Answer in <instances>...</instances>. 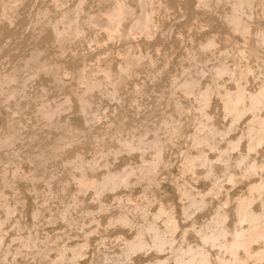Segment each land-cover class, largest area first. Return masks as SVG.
<instances>
[{"label":"rangeland","instance_id":"374dc122","mask_svg":"<svg viewBox=\"0 0 264 264\" xmlns=\"http://www.w3.org/2000/svg\"><path fill=\"white\" fill-rule=\"evenodd\" d=\"M0 1L2 10V3L7 0ZM8 1L17 6L14 8L17 11L13 10L16 11L14 15L12 12L10 16L7 14L9 17L0 13V83L8 75H14L16 81L10 86H23V91L17 98L9 100H3V94H0V220H4L0 227L3 236L0 264H59L61 258L60 264H147L169 256L167 264L171 263L170 249L160 253L154 249L136 251L129 257L122 254L125 240L132 239L142 228L140 226L152 220L155 211L160 210L159 206L173 213L178 222L175 245L183 241L201 242L198 230L210 222L216 208L225 201H228L225 207L229 211L226 222L235 226V208L232 207H236L240 197L248 196L252 182L260 181V176L264 175L260 168L264 160V143L254 150L249 148L248 142L252 139L246 133L254 114L248 112L234 123L233 115L225 113L221 97L225 98L228 88L235 91L239 85H245L247 91L256 93L264 84V43L262 32L259 33H264V5H261L264 0H210L208 7L201 5L200 0H152L154 29H158L153 32L154 36L133 34L111 39L101 25L89 23L91 17L110 5L108 0H83V5L79 2L82 0ZM124 1L130 2L129 5L137 3V0ZM245 1L253 5L248 6ZM232 3L239 4L233 6L235 15L231 12ZM78 6L84 33L60 44L55 41L53 31L54 24L62 25L58 15L68 10L72 13ZM226 19L234 20V25ZM211 35H214L213 39L216 36L215 45L205 50V42L201 41L212 39ZM35 51L38 61L32 59ZM132 51V55L144 56L142 66L130 72L114 97L109 95L111 84L105 85L103 91L96 89L87 93L92 101L83 112L78 97L85 88L84 81L102 77L100 69L108 64L115 70L117 63H122ZM192 51L203 55H190ZM147 60L149 63L154 61L152 67ZM39 62H60L56 64L60 67L56 74L58 77L61 74L60 80L53 72H45ZM198 71H202L201 74ZM222 71L224 73H220ZM189 78L196 84L190 95L183 85ZM206 90L211 95L207 105L200 96ZM220 92L226 93L223 96ZM62 102H67L66 107L52 119L48 120L40 111L43 105L54 108ZM259 113L264 115V104ZM205 123L216 127L212 132L215 134L211 135L213 148L212 145L199 146L195 141L199 132H206ZM13 129V143L3 146L1 140L6 133H13ZM118 132H123L120 137L123 139L117 137L120 136ZM141 135L147 142L157 144L145 153L124 145V138L135 136L130 141L137 142ZM234 141L239 144L236 148ZM156 149L162 151L161 155ZM241 154L247 156L239 163ZM196 155L199 159L209 157L210 169L198 159L196 168H186V159ZM252 164L258 165L259 169L249 171ZM112 172L128 174L129 179L118 188L105 190L101 196L91 187L80 186L77 181L81 173L100 180ZM216 181L222 186H216L218 193L211 194L209 191ZM259 200L257 198L255 207L262 209ZM194 201H205L206 204L194 211V207H190ZM6 205L14 209L8 217L4 214ZM126 210L131 226L116 221ZM184 210L192 213L184 214L187 212ZM158 224H162L161 220ZM159 226L163 228V224ZM54 245L58 246L57 250L52 248ZM75 247L78 250L73 249ZM210 250L214 254L217 248ZM106 256L108 259L104 258ZM214 264L222 263L215 260ZM252 264H264V256Z\"/></svg>","mask_w":264,"mask_h":264},{"label":"bare ground","instance_id":"6f19581e","mask_svg":"<svg viewBox=\"0 0 264 264\" xmlns=\"http://www.w3.org/2000/svg\"><path fill=\"white\" fill-rule=\"evenodd\" d=\"M16 1V0H15ZM14 1V2H15ZM19 1V0H18ZM17 1V2H18ZM20 1H23V0H20ZM19 1V2H20ZM60 1V0H59ZM62 1V0H61ZM87 1V0H86ZM107 0H105L104 2H106ZM110 1V5H106L107 8L101 10L100 12H98L97 16L95 15V17H91L89 19V23L91 24H96V25H101L102 28L105 30L103 32H106V34L108 35V37L111 39V38H115V37H122V36H125V37H130L131 35L133 34H144V37H148L150 35H153V32L154 31H157L154 29L155 27V22L153 20V8H152V0H137L136 2V5H129V3L127 4L124 0H108ZM210 0H200L199 2H201L202 4L201 5H204V6H209L211 3L209 2ZM212 1V0H211ZM253 1V0H251ZM250 1V2H251ZM1 2V1H0ZM13 2V3H14ZM80 4L83 5V0L82 1H79ZM135 2V1H134ZM235 2V1H233ZM238 2V1H237ZM246 2V1H245ZM244 2V4H245ZM255 2V1H253ZM252 2V3H253ZM56 3V2H55ZM108 3V2H107ZM198 4V1L196 2ZM210 3V4H209ZM239 3H243V2H239ZM246 3H249L248 1ZM263 3V2H262ZM106 4V3H105ZM103 4V6L105 5ZM109 4V3H108ZM232 7L233 6H236L234 3H232ZM240 4V5H241ZM260 4V3H259ZM17 5V4H16ZM200 5V6H201ZM248 6L251 5L250 3L247 4ZM246 5V6H247ZM253 5V4H252ZM251 5V6H252ZM256 5V4H255ZM261 5H264L261 4ZM57 6V5H56ZM77 6V5H76ZM156 6V5H155ZM199 6V5H198ZM239 6V4L237 5ZM243 5H241L240 7H242ZM245 6V7H246ZM15 7L17 6H14L10 1H3L2 3V14H4L5 16L9 17L10 16V13L12 12L15 13L17 10L14 9ZM83 7V6H82ZM75 8V7H74ZM157 8V7H156ZM261 8V7H260ZM263 8V7H262ZM83 9V8H81ZM102 9V7H101ZM159 9V7H158ZM206 9V7H205ZM236 9V7H235ZM248 9H250V7H248ZM264 9V8H263ZM13 10H16V11H13ZM65 10V9H64ZM73 10V8H72ZM100 10V8H99ZM157 10V9H156ZM234 7L231 9V12H233V14L235 15L234 11ZM242 10V9H240ZM251 10L252 7H251ZM250 10V11H251ZM80 11V6H78V8L76 7L75 10L72 11H63L61 12L59 16V22L62 23L61 26H58L57 24H54L55 26L54 27V33H55V41L59 42L60 44H63V43H67L69 41H71V39L73 38H76V37H81V35L84 33V28H83V23L80 22V17H79V14L78 12ZM83 11V10H81ZM237 11V10H236ZM243 11V10H242ZM157 12V11H156ZM229 12V13H231ZM238 12V11H237ZM241 12V11H240ZM81 13V12H79ZM94 13V12H93ZM245 13V12H244ZM252 13V12H251ZM249 13V14H251ZM9 16H8V15ZM238 14V13H237ZM243 14V13H241ZM248 14V15H249ZM14 15V14H13ZM91 15V14H90ZM233 15V16H234ZM247 15V16H248ZM12 16V15H11ZM227 16V15H226ZM230 16V14L228 15V17ZM238 16V15H237ZM240 16V15H239ZM0 17H1V14H0ZM90 17V16H89ZM227 17V19H228ZM57 18V17H56ZM80 18V19H79ZM155 18V17H154ZM238 18V17H237ZM236 18V20L238 21V19ZM226 19V20H227ZM231 19V18H229ZM234 19V18H233ZM228 21V20H227ZM230 21V20H229ZM228 21V23L231 25V21H233V25H234V20H231L230 22ZM245 21V20H244ZM45 22V21H44ZM49 22V21H47ZM55 22V21H54ZM243 22V21H242ZM57 23V22H56ZM82 23V24H81ZM155 23V24H154ZM158 23V22H157ZM237 23V22H236ZM59 24V23H58ZM239 26V23L237 24ZM243 25V24H242ZM248 25V24H247ZM157 26V25H156ZM94 27V26H93ZM236 27V25L234 26ZM97 28V26H96ZM247 28V27H246ZM53 29V28H52ZM243 28H241L242 30ZM250 29L249 28V31L250 32ZM264 29V28H263ZM92 30V29H90ZM95 30V29H94ZM236 30V29H235ZM239 31V30H238ZM245 31V29H244ZM243 31V34L245 33ZM262 32V41L264 43V33L263 31H260L259 33ZM247 34V33H245ZM244 34V35H245ZM104 35V34H103ZM154 36V35H153ZM213 36V37H212ZM260 36V35H259ZM258 36V38H259ZM106 36V38H108ZM210 37V36H209ZM212 39H208L207 41H201V42H205L203 44V48L206 50L207 48H210V47H213L215 45V40H216V36H215V39L214 38V35H211ZM210 37V38H211ZM133 38V37H132ZM150 38V37H149ZM126 39V38H125ZM129 39V38H128ZM207 39V37L205 38ZM260 39V40H261ZM257 42V41H256ZM260 43H262L261 41H258ZM217 44V42H216ZM201 45V44H200ZM260 45V44H259ZM199 46V45H198ZM241 46V45H240ZM261 46V45H260ZM253 47V46H252ZM201 48V46L199 47ZM199 48L197 47L196 49L199 51ZM216 48V47H215ZM212 49V48H210ZM258 49V48H257ZM35 50V49H34ZM41 50V49H40ZM202 50V49H200ZM203 50V51H205ZM208 50V49H207ZM252 50V49H251ZM250 50V51H251ZM138 51V50H137ZM198 51L196 53H198ZM212 51V50H210ZM250 51H249V54H250ZM36 53L33 54L32 56V59L34 61H38V54H37V51H35ZM130 52V51H129ZM142 52V51H141ZM140 52V53H141ZM200 52V51H199ZM241 52V51H240ZM239 52V53H240ZM244 52V51H243ZM252 53L255 52L254 50L251 51ZM34 53V52H33ZM39 53V51H38ZM128 53V52H127ZM132 53H134L133 51L131 52V54H129L130 56L126 57L124 61H122V63H117L119 64L115 70H113L111 64L110 66L107 65V67L103 66V68L101 67L100 71L103 73L102 77L100 78H97V77H94V78H90V79H86L84 81V84H85V88L81 91L82 92H79L80 93V96L78 97L79 98V104H80V107H81V110L83 112H86L87 109L90 107L91 105V101L90 100V96L87 95V93L89 94V92H92L93 90H96V89H100L103 91V87L105 85H108V84H111L112 85V88L111 90L109 91V95H111L112 97L116 96L117 93L119 92V89L120 87H123L121 86V84H123V82H125V79L128 80V75L130 74L131 71H135V68L136 67H140V65L142 66V62H143V59H144V56L141 55V54H134L132 55ZM190 55L193 53L192 52H189ZM188 53V54H189ZM195 53V52H194ZM193 53V54H194ZM195 53V54H196ZM203 53H206V52H203ZM208 53V52H207ZM206 53V54H207ZM246 53V52H245ZM244 53V54H245ZM248 53V52H247ZM251 53V54H252ZM202 54V52L200 53ZM200 54L198 53L197 55L200 56ZM205 54V55H206ZM241 54V53H240ZM125 55V54H124ZM145 55V54H144ZM195 55V56H197ZM203 55V54H202ZM201 55V56H202ZM242 55V54H241ZM247 55V54H246ZM126 56V55H125ZM150 56V55H149ZM147 56V57H149ZM193 56V55H192ZM191 56V57H192ZM208 56V55H207ZM243 56V55H242ZM53 58V57H52ZM194 58V56H193ZM192 58V60H194ZM197 58V57H196ZM204 58V57H203ZM152 59V58H151ZM242 59V58H241ZM32 60V61H33ZM200 60H201V57H200ZM199 60V61H200ZM261 60V59H260ZM262 60L264 62V59L262 57ZM261 60V61H262ZM40 61H43V60H40ZM45 61V60H44ZM47 61V60H46ZM53 61V60H52ZM120 62V61H119ZM146 62V61H145ZM148 62V60H147ZM193 62V61H192ZM41 65V68H43L46 71H51L55 74V76L58 77V71L60 67H58L56 64L60 62H57L56 64L55 63V60H54V63H51V62H44V63H41L39 62ZM110 63V62H108ZM154 63V61H150V63L148 62V64H150V66ZM38 64V62H37ZM144 64V63H143ZM147 64V63H146ZM224 64V63H222ZM262 64V63H261ZM264 64V63H263ZM99 66V65H98ZM115 66V65H114ZM220 66V65H219ZM224 66V65H223ZM227 66V65H225ZM261 66V65H260ZM264 66V65H263ZM262 66V67H263ZM33 67V66H32ZM97 67V66H96ZM152 67V66H151ZM150 67V68H151ZM186 67V66H185ZM188 67V66H187ZM261 67V68H262ZM63 68V67H62ZM97 68H100V67H97ZM147 68V66H146ZM218 69V67H216ZM224 68V71L225 70V67ZM35 69V68H34ZM39 69V68H38ZM92 69V68H91ZM137 69V68H136ZM230 69V68H229ZM37 70V69H36ZM40 70V69H39ZM64 70V69H62ZM84 70V69H82ZM98 70V69H97ZM264 70V68H263ZM115 73H114V72ZM137 71V70H136ZM231 71V70H230ZM229 71V72H230ZM96 72V71H95ZM99 72V71H97ZM185 72V71H184ZM199 72V71H198ZM197 72V73H198ZM202 72V71H201ZM201 72H199L201 74ZM217 73V70L215 71ZM227 72V71H226ZM242 72V71H241ZM250 72V71H249ZM263 72V71H262ZM7 73V72H6ZM83 71L81 72L80 71V74H82ZM196 73V74H197ZM220 73H224L223 71L220 72ZM219 73V74H220ZM232 73V72H231ZM11 74V73H10ZM52 74V73H51ZM97 74V73H96ZM215 74V73H214ZM213 74V75H214ZM218 74V75H219ZM227 74V73H226ZM225 74V75H226ZM36 75V74H35ZM88 75V74H87ZM101 75V74H100ZM99 75V76H100ZM149 75V74H148ZM217 75V76H218ZM221 75V74H220ZM223 75V74H222ZM221 75V76H222ZM231 75V74H230ZM83 76V75H82ZM130 76V75H129ZM202 75H200L201 77ZM215 77H217L216 75H214ZM81 77V76H80ZM197 77V76H196ZM55 77V79H57ZM85 78V77H84ZM193 78V77H192ZM195 78V77H194ZM19 79V78H18ZM82 79V78H81ZM185 79V78H184ZM212 79H213V76H212ZM217 79V78H216ZM215 79V80H216ZM3 80V78L1 79ZM60 80V78H59ZM189 81H185L183 83L184 85V88L188 91L187 93L189 92H193L195 91V85L192 83L193 81L190 80V78L188 79ZM214 80V81H215ZM220 80V79H218ZM263 80V79H262ZM16 79L14 77V75L10 76L8 75V78L4 79L2 83H0V94H3V97L2 98L3 100H9L11 98H17V96L23 91V86H20V85H12L10 86L11 84H13V82H15ZM26 81V79H25ZM184 81V80H183ZM182 81V82H183ZM192 81V82H190ZM194 81H197V80H194ZM213 81V80H212ZM264 81V80H263ZM176 81H174L173 83H175ZM201 82V81H200ZM199 82V83H200ZM238 82V81H237ZM18 83V82H17ZM82 83V82H81ZM213 83H217V82H213ZM126 84V83H125ZM221 84V83H220ZM262 84V83H261ZM124 85V84H123ZM201 85V83H200ZM219 86V84H217ZM243 85V84H242ZM181 86V85H180ZM211 87V85H209ZM222 85H220L219 87H221ZM225 86V85H224ZM240 86V87H239ZM238 88L235 90V91H229V88H228V91L226 90L225 88V91L226 92H223L226 93V96L225 98L222 99L221 97V100H222V104H223V107H224V110H225V113L226 114H231V116L233 115V120H234V123L240 118L242 117L243 115H245L246 113L248 112H251L254 114V116H251L253 117V119L251 120V122L248 124V132L246 134H248L250 136V138L252 139L249 143V148L254 150L259 144H262L264 143V115H261L259 112L262 110V107H263V104H264V84L261 85L260 89L257 90L256 93H251L249 91H247V89L241 85H239ZM202 86H200L201 88ZM236 87V86H235ZM183 88V87H182ZM183 88V89H184ZM198 89V88H197ZM204 89V87L202 88ZM207 89V88H206ZM220 89V88H219ZM99 90V91H100ZM185 90V92H186ZM199 90V89H198ZM209 90V89H208ZM206 90V91H203L201 92L200 96H201V99H202V102L207 105L209 104V101H210V96L209 95V91ZM212 90V89H210ZM183 91V90H182ZM201 91V90H199ZM222 92V91H221ZM220 92V93H221ZM77 93V94H79ZM199 93V92H198ZM214 93V92H212ZM23 94V93H22ZM222 94V93H221ZM222 94V95H223ZM190 95V93H189ZM22 96V95H21ZM213 96V94H212ZM224 96V95H223ZM20 97V96H19ZM198 97V96H197ZM196 97V98H197ZM92 99V98H91ZM201 99H200V102H201ZM199 100V99H198ZM69 103V101H67ZM67 102H62V104H59L57 106H55L54 108L51 106H45L43 105L41 108H40V111L44 114V116L49 120V119H52L57 113H59L60 111H62L65 107H66V103ZM54 105V104H53ZM52 105V106H53ZM201 105V104H200ZM203 106V104H202ZM68 107V106H67ZM175 107V106H174ZM178 107V106H177ZM206 107V106H205ZM204 108V107H203ZM204 109H207V108H204ZM203 109V110H204ZM178 110V109H177ZM202 110V111H203ZM17 111V109L15 110V112ZM180 111V110H179ZM206 111V110H205ZM90 115V114H89ZM206 115V114H205ZM209 115V114H208ZM211 116V115H210ZM209 117V116H208ZM175 118V117H174ZM94 120V118H92ZM207 120H210L209 118H206ZM213 119V118H212ZM211 119V120H212ZM88 120V119H87ZM90 120V119H89ZM163 120V119H162ZM11 121V120H10ZM15 121V120H14ZM167 121V120H166ZM165 121V122H166ZM16 122V121H15ZM206 122V120L204 121ZM208 122V121H207ZM49 124V123H48ZM162 124V123H161ZM168 124V123H166ZM214 124V123H213ZM15 125V124H14ZM165 125V124H163ZM163 125H160V126H163ZM207 125V126H206ZM159 126V127H160ZM167 126V125H166ZM164 126V128L166 127ZM205 126L207 127V130L206 132H202V133H198V136L196 138V143L200 146V145H212V140H211V135H212V132L216 129V127L214 125H208L207 123H205ZM12 127V126H11ZM158 127V128H159ZM205 127V129H206ZM157 128V129H158ZM203 128V127H202ZM201 128V130H203ZM16 129V128H15ZM122 130V127L120 128ZM161 129V128H160ZM177 129V128H175ZM174 130V129H173ZM11 131H14L11 130ZM118 130H116L115 132H117ZM123 131V130H122ZM219 131V130H218ZM216 132V131H215ZM221 132H223L221 130ZM15 131L13 133H9V134H5V137L1 140V144L3 146H10L12 143H13V140H14V134ZM123 133V132H122ZM121 133V134H122ZM116 134V133H115ZM117 134H119L120 136H117V137H122L121 134L118 132ZM215 134V133H214ZM213 134V135H214ZM225 134V133H223ZM212 135V137H213ZM144 137V135H141V137ZM125 137V136H124ZM135 137V136H134ZM133 136L130 137L129 139L127 138H124V145L130 149V150H137V151H147V149L151 148L154 144H157V143H150L147 142L146 140L142 138H139V140L137 142H134V141H130L131 138H134ZM115 138V137H114ZM146 138V137H144ZM150 138V137H149ZM148 138V139H149ZM18 139V137H17ZM120 139H123V138H120ZM117 140V139H116ZM151 140V139H150ZM153 140H157V139H153ZM16 141V140H15ZM123 141V140H121ZM136 141V140H135ZM153 141V142H155ZM240 141V140H239ZM120 142V141H119ZM15 143V142H14ZM214 143V142H213ZM240 143V142H239ZM196 144V145H197ZM60 145V144H59ZM119 145V144H118ZM235 145V148L237 146H239V144L234 141V144ZM64 146V145H63ZM117 146V145H116ZM158 146V145H157ZM121 147V146H120ZM161 149V146H159ZM207 147V146H206ZM209 147V146H208ZM234 147V146H233ZM212 148H213V145H212ZM154 149V148H153ZM158 149V148H157ZM156 149V152H158ZM48 151V150H47ZM149 151V150H148ZM199 152V150H197ZM107 152V150H106ZM113 152V151H112ZM155 152V153H156ZM162 152V151H160ZM158 152L160 155L161 153ZM50 153V152H49ZM156 153V155L158 156L159 154ZM195 155V154H194ZM204 155V154H203ZM242 155V158L240 156V160H239V163H242L245 161V157L243 156H247V155ZM105 156V155H104ZM191 156V155H190ZM197 156V155H196ZM199 156V155H198ZM197 157L195 158H191L189 157L190 160L186 159L187 160V167L188 169H194L196 168L195 166L197 161L200 160L201 163L203 165H206L209 167L210 169V166L212 164V162L210 161L209 157L207 156H202L200 157V159ZM77 157V156H76ZM103 157V156H102ZM194 157V156H192ZM221 157V156H220ZM159 158V156H158ZM247 158V157H246ZM77 159V158H76ZM198 159V160H197ZM221 159V158H220ZM40 160V159H39ZM214 160V159H213ZM223 160H226L225 158ZM159 161V160H158ZM228 161V160H226ZM36 162V161H35ZM41 162V161H40ZM71 162V161H70ZM199 163V162H198ZM238 163V162H237ZM236 163V164H237ZM249 163H252V162H249ZM71 164V163H70ZM78 164V163H77ZM76 164V166H77ZM200 164V163H199ZM260 168H262V170H264V160L262 163ZM185 165V166H186ZM157 166V165H156ZM215 166V165H214ZM75 167V164L74 166ZM79 167V166H78ZM84 167V163L81 165L80 168ZM250 168V169H249ZM249 171L251 170H257L259 169L258 165L256 164H252L249 166ZM18 169V168H17ZM16 169V170H17ZM142 168H140L141 170ZM187 169V170H188ZM207 169V168H206ZM212 169V168H211ZM83 170V168H82ZM109 170V169H108ZM130 170V169H129ZM132 170V169H131ZM189 170V171H190ZM110 171V170H109ZM194 171V170H193ZM252 171V172H253ZM19 172V171H18ZM17 172V173H18ZM82 172V171H81ZM86 172V171H85ZM135 171H133L132 173H134ZM213 172V171H211ZM262 172V171H261ZM5 173V172H4ZM3 173V174H4ZM15 173V172H14ZM127 173V172H126ZM140 173V171H139ZM231 173V172H230ZM228 173V174H230ZM44 174V173H43ZM86 174V173H85ZM85 174H82L77 178V181H78V184L80 186H83V187H91L93 188L94 192L101 196L102 193L105 191V190H108V189H115V188H118L121 184L123 183H126L128 181V174L127 175H120V174H114L113 172L112 173H109V175L107 174V176H105L104 178L102 179H90L88 178ZM233 174V173H232ZM5 175V174H4ZM8 175V174H7ZM130 175L131 172H130ZM214 175V174H213ZM3 177V176H2ZM9 177V176H8ZM130 177V176H129ZM145 177V176H144ZM233 175L230 176V179L233 181ZM261 180L258 182H252L250 188H249V195L245 196V197H240L238 200H237V203L236 204V207H232L233 209L235 208V211H234V216H235V226H230L227 222H226V218L228 217V210L226 209L225 207V204L228 203V201L224 203V205H219L215 212H214V215L213 217L210 219V222L208 224H204V227H201L200 230H198V233L200 235V238H201V242H197L198 244H192L191 242H188V241H183L182 243H178L177 245H175L176 243V235H175V231L178 227V222L176 220V218L174 217V214L172 215L171 213H168V211L162 209L161 206H159V209L158 212L156 213L155 211V214L153 215V219L152 220H149L145 226H140L142 228L138 229L135 233L136 235L132 238V239H126L125 242H124V248H123V252L122 254L125 256V257H129L132 253L136 252V251H147V250H150V249H154L157 253L159 252H162L163 250L165 249H170L171 250V253H172V262H168V264H214L215 263V260H217L218 262L222 263V264H252L253 262H257V261H260L263 256H264V175H261ZM6 178V177H5ZM76 178V177H75ZM218 178V177H216ZM220 178V177H219ZM235 179V178H234ZM4 180V179H3ZM216 180V179H215ZM219 180V179H217ZM76 181V179H75ZM9 182V181H8ZM12 182V180H11ZM10 183V182H9ZM8 183V184H9ZM50 183V182H49ZM11 184V183H10ZM77 184V186H78ZM214 184V183H213ZM219 184V185H218ZM215 187H211L210 189V193L211 194H216L215 192L218 191V188L216 189V186H222V184L220 185V182L217 183L216 181V184L214 185ZM191 187V186H189ZM81 189H84V188H81ZM87 189V188H86ZM90 189V188H88ZM217 190V191H216ZM185 191V190H183ZM50 192V191H49ZM186 192V191H185ZM189 192V191H187ZM218 193V192H217ZM184 194H187V193H184ZM190 194V193H188ZM193 195V194H192ZM192 195H189L190 197ZM45 197V196H44ZM195 197V196H193ZM257 198H259L262 202H260L263 207L262 209H258L255 207V203L257 201ZM191 200H194L191 198ZM259 200V201H260ZM208 202V201H207ZM258 202V201H257ZM1 203V202H0ZM8 203V202H7ZM6 203V204H7ZM191 203V202H190ZM189 203V204H190ZM125 204V203H124ZM138 204V203H137ZM206 202L205 201H201V202H192V205L190 207H194L193 210L196 208V209H201L205 206ZM2 205V204H1ZM127 205V204H126ZM125 206V205H124ZM189 206V205H188ZM4 207V206H3ZM104 207V205L102 206ZM143 207V205H142ZM187 207V206H186ZM122 208V206H121ZM142 209V208H141ZM140 209V210H141ZM195 209V210H196ZM4 210V209H3ZM191 210V209H190ZM194 210V211H195ZM232 210V209H231ZM142 211V210H141ZM184 211H187V210H184ZM14 213V209L13 207H11L10 205H6L5 207V215L6 217H8L11 213ZM143 212V211H142ZM233 212V211H232ZM12 213V214H13ZM91 213V212H89ZM144 213V212H143ZM188 213H192V212H185L184 214H188ZM67 214V212H66ZM145 214V213H144ZM143 214V215H144ZM147 214V212H146ZM142 215V213H141ZM191 215V214H190ZM116 216V214H115ZM145 216V215H144ZM187 216V215H186ZM188 217V216H187ZM5 218V217H3ZM2 218V219H3ZM113 218V217H112ZM145 219V218H144ZM150 219V218H149ZM116 220V219H115ZM162 222L163 224V228H161L159 225H162V224H158V221ZM228 220V219H227ZM118 223H121V225L123 226H131V218L130 216L128 215V211H124L122 212V214L117 217V220H116ZM146 221V220H145ZM3 222L4 220H0V227L3 226ZM76 222V221H75ZM135 222H133L132 226L134 225ZM114 224V223H113ZM142 224V223H141ZM144 224V223H143ZM139 226V225H138ZM179 228V227H178ZM1 229V228H0ZM4 229V228H3ZM178 231V230H177ZM2 232V231H1ZM186 233V231H184V234ZM3 234V233H2ZM37 237V236H36ZM3 239V236H1L0 234V240ZM124 239V238H123ZM29 241V240H28ZM32 242V241H31ZM83 243V242H82ZM86 244V243H85ZM26 245V244H24ZM57 245V244H56ZM63 245V244H62ZM1 246V245H0ZM84 246V245H82ZM81 246V247H82ZM28 246H24V248ZM58 247V246H57ZM57 247H52L54 249H56ZM86 247V245H85ZM211 247H215L217 248V251L214 252V254L211 252L210 248ZM23 248V249H24ZM27 248H26V251L27 252ZM64 248V247H63ZM58 249V248H57ZM56 249V250H57ZM73 249H76L78 250L76 247L73 248ZM80 249H84V248H80ZM66 249H64L65 251ZM75 250V251H76ZM21 251V250H20ZM74 251V252H75ZM82 251V250H81ZM215 251V250H214ZM8 252V251H7ZM59 252V251H58ZM73 253V250L71 251ZM68 254V252H67ZM75 254V253H74ZM5 255V254H4ZM3 255V256H4ZM62 255V254H61ZM64 255V253H63ZM73 255V254H72ZM81 255V254H80ZM79 255V256H80ZM2 256V257H3ZM67 256V255H66ZM75 256V255H74ZM73 256V258H74ZM70 257V256H69ZM76 257V256H75ZM78 257V255H77ZM123 257V256H122ZM171 257V256H169ZM169 257H159L157 258L155 261H152V262H149L147 264H167V261H169ZM61 258V257H60ZM105 259H108L107 256L104 257ZM63 258H61L62 260ZM61 260H58L60 262H58L59 264L62 262ZM74 261V260H73ZM114 261V260H112ZM53 262V261H52ZM75 262V261H74ZM54 263H57V262H54ZM72 263V262H71ZM76 263V262H75ZM105 263V262H104ZM67 264V263H66ZM74 264V263H73ZM78 264H81V263H78ZM102 264V263H101Z\"/></svg>","mask_w":264,"mask_h":264}]
</instances>
